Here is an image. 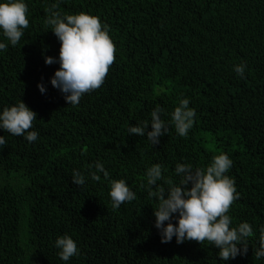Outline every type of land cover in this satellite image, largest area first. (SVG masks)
<instances>
[{
	"label": "trees",
	"instance_id": "16d2710c",
	"mask_svg": "<svg viewBox=\"0 0 264 264\" xmlns=\"http://www.w3.org/2000/svg\"><path fill=\"white\" fill-rule=\"evenodd\" d=\"M25 2L28 28L0 52V110L23 99L37 113L29 131L39 136L29 143L0 129V264H65L54 247L64 234L80 249L67 264H264L254 254L264 227V0H59L62 15L99 17L115 45L104 83L77 106L50 83L59 64L44 60L59 57L45 24L56 0ZM241 62L243 78L233 71ZM184 97L196 112L186 137L169 115L156 145L128 134L157 105L171 113ZM221 153L233 161L226 175L240 194L228 212L232 226L248 222L254 233L247 254L227 262L207 241L161 243L145 187L153 164L178 183L177 163L206 168ZM96 161L136 199L113 210L103 176L72 183L74 169L87 175Z\"/></svg>",
	"mask_w": 264,
	"mask_h": 264
},
{
	"label": "clouds",
	"instance_id": "9594fccd",
	"mask_svg": "<svg viewBox=\"0 0 264 264\" xmlns=\"http://www.w3.org/2000/svg\"><path fill=\"white\" fill-rule=\"evenodd\" d=\"M59 0L46 9L45 24L60 42L59 57L44 56L47 65L59 64L52 76L51 85L59 90L65 101L77 106L86 93L100 88L105 81L109 67L115 60V45L109 35L110 27L102 24L99 17L88 13L61 14ZM28 7L25 0H0V35L7 43L0 42V52L9 44L15 47L29 26ZM246 63L234 65L233 71L244 77ZM41 94H46V85H37ZM189 98H181L179 105L171 113L157 105L150 113V121L145 120L130 126L128 134L145 137L152 144L160 142V137L168 134L169 122L162 116L169 115L170 123L180 137H186L195 122V109L190 107ZM37 113L24 101L19 100L10 107L0 110V129L13 136H22L29 143L38 139L39 133L33 127ZM151 125V131L148 130ZM6 145L0 136V148ZM230 157L221 153L212 158L206 168H195L189 163H177L174 168L178 183L172 178H164V167L153 164L146 168V191L149 199L156 201L153 208L154 227L158 230L161 243H170L175 237L177 244L185 241L208 242L219 249L221 261H229L248 252V239L253 236V227L248 222L232 226L228 215L234 201L239 199L235 181L226 175L232 167ZM108 181L111 208L120 209L125 202L136 199L135 192L125 179H112L104 164L96 161L89 165L87 175L73 170L72 183L84 186L90 179L93 182ZM190 185V187H189ZM175 221V223H173ZM259 246L254 250L257 259L264 258V227L259 229ZM57 255L65 264L80 249L77 242L67 234L55 239Z\"/></svg>",
	"mask_w": 264,
	"mask_h": 264
}]
</instances>
